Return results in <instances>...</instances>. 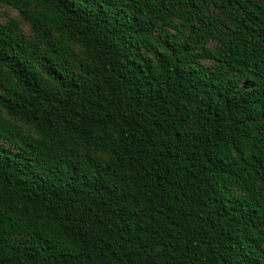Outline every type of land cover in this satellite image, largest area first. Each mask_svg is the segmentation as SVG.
<instances>
[{"label":"trees","instance_id":"obj_1","mask_svg":"<svg viewBox=\"0 0 264 264\" xmlns=\"http://www.w3.org/2000/svg\"><path fill=\"white\" fill-rule=\"evenodd\" d=\"M0 6V264H264V0Z\"/></svg>","mask_w":264,"mask_h":264},{"label":"rangeland","instance_id":"obj_2","mask_svg":"<svg viewBox=\"0 0 264 264\" xmlns=\"http://www.w3.org/2000/svg\"><path fill=\"white\" fill-rule=\"evenodd\" d=\"M17 17V13L12 10L9 9L8 7L5 6H0V20L4 21L6 18H16ZM23 30L25 31V33L27 35H30V28L29 25L23 21H21Z\"/></svg>","mask_w":264,"mask_h":264}]
</instances>
